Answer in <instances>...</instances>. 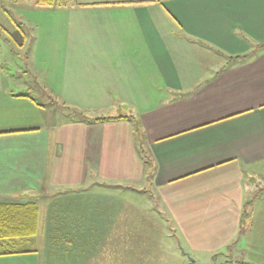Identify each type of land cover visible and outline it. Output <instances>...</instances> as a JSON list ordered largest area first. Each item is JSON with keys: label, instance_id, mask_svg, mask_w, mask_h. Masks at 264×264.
<instances>
[{"label": "crops", "instance_id": "obj_1", "mask_svg": "<svg viewBox=\"0 0 264 264\" xmlns=\"http://www.w3.org/2000/svg\"><path fill=\"white\" fill-rule=\"evenodd\" d=\"M11 1L29 23L42 19L27 56L35 83L0 75V203L92 175L116 188L141 181L142 145L184 264H264L254 222L264 182V0H56L38 10ZM15 40L24 48V33ZM56 105L134 115L142 139L129 119H62L47 111ZM120 230L114 240L123 242ZM0 264L40 257L1 254Z\"/></svg>", "mask_w": 264, "mask_h": 264}, {"label": "rangeland", "instance_id": "obj_2", "mask_svg": "<svg viewBox=\"0 0 264 264\" xmlns=\"http://www.w3.org/2000/svg\"><path fill=\"white\" fill-rule=\"evenodd\" d=\"M31 8L38 10L39 6ZM21 14L23 16L11 0H0V75L29 76L28 82L34 84L35 71L27 56L34 51L28 49L29 46L40 40L39 37L35 41L38 26L34 25L38 24L32 23L42 17L32 16V23H29ZM22 33L26 37L24 48L15 43V38ZM38 94L42 102L47 99L43 98L40 88ZM53 109L51 106L47 111L57 118L73 120L77 117L66 106L56 105L55 112ZM136 138L139 139L138 135ZM146 169L150 170L148 164ZM92 177L88 176L80 186H54L26 197L36 202L40 210L38 232L31 246L38 252L40 264H137L139 259L144 262L141 264L189 262V257L183 255L184 250L172 236L176 232L169 230L174 226L164 224L167 214L147 176L141 181L120 183L119 188L112 187L115 182ZM263 186L264 182L256 186L260 198L255 202L254 215L255 232L260 238H264V210L258 211L256 207H263ZM77 189L82 190L72 191ZM123 227L126 240L120 242L117 240ZM142 231L144 238L135 236ZM88 243H94L93 251ZM140 250L142 252L135 255Z\"/></svg>", "mask_w": 264, "mask_h": 264}, {"label": "trees", "instance_id": "obj_3", "mask_svg": "<svg viewBox=\"0 0 264 264\" xmlns=\"http://www.w3.org/2000/svg\"><path fill=\"white\" fill-rule=\"evenodd\" d=\"M32 1L34 5L37 6H52L56 2V0ZM68 108H70L71 112L75 114V116H78L80 119L86 122H94L103 119H129L133 121L135 134L138 135L139 139H142L143 129L140 126V122L134 115L122 114L118 116L95 117L89 116L77 110L76 108ZM139 150L140 154L144 158L145 163L149 165L150 170L148 171L147 178L151 179L156 169L155 161L153 160L152 156L146 152L142 145L140 146ZM257 193L256 196L260 195V193ZM254 200H256V198L246 201L242 210L243 219L249 215L250 206ZM39 213V206L34 201H27L25 203H0V255L33 251L31 246L34 242V237L38 232Z\"/></svg>", "mask_w": 264, "mask_h": 264}]
</instances>
